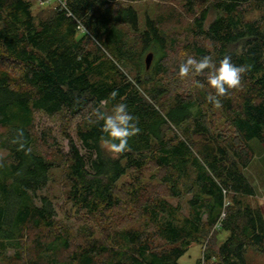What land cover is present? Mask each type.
Listing matches in <instances>:
<instances>
[{"label":"trees","instance_id":"1","mask_svg":"<svg viewBox=\"0 0 264 264\" xmlns=\"http://www.w3.org/2000/svg\"><path fill=\"white\" fill-rule=\"evenodd\" d=\"M64 1L0 0V264H180L195 244L197 264H264L244 172L264 143V0ZM188 56L249 70L214 104L207 69L179 78ZM117 103L141 130L118 156L90 122ZM59 169L57 205L41 191Z\"/></svg>","mask_w":264,"mask_h":264},{"label":"clouds","instance_id":"2","mask_svg":"<svg viewBox=\"0 0 264 264\" xmlns=\"http://www.w3.org/2000/svg\"><path fill=\"white\" fill-rule=\"evenodd\" d=\"M206 69L208 70V84L215 90L214 94L209 95L208 99L214 104H219L220 98L228 96L230 90L241 87L243 75L249 70V67L234 65L229 56H225L220 61L219 67L216 66L211 56H203L199 59L188 56L179 65L178 76L183 80L193 74H203ZM118 94V90H113L110 93V98L115 100ZM101 107H103V104ZM94 115L96 119L90 122L103 121L101 131L107 134L104 144L110 152L117 156L129 149L128 140L141 131L138 127V121L128 111L125 103L115 104L111 114L104 113L97 108Z\"/></svg>","mask_w":264,"mask_h":264},{"label":"rangeland","instance_id":"3","mask_svg":"<svg viewBox=\"0 0 264 264\" xmlns=\"http://www.w3.org/2000/svg\"><path fill=\"white\" fill-rule=\"evenodd\" d=\"M33 4L32 10L33 12L44 11L49 8L54 7L57 4L56 0H49V1H42V0H30ZM156 2H160L159 0H150L148 4L141 2L138 6L141 8V13L144 11L145 8L152 12L153 8L155 7ZM187 19V18H186ZM184 26H187L186 21H182L181 24L178 25L177 30L179 32L183 31ZM45 124L53 125L54 123L50 122L47 119H43ZM56 127V126H55ZM62 144L65 146L66 140L62 139ZM251 146L254 150V158L244 170L246 176L249 178L251 183L253 184L256 194L253 198H251L252 203L255 205L258 204L264 212V143L259 142L258 140H252ZM3 152L0 151V155ZM62 182H64V178L62 177L61 169L55 170L53 172V178L50 181L46 190L41 191L47 192L53 200L56 202L57 205H60L63 201L62 194H61V187ZM227 235L226 232L222 231L219 234L218 241L221 242L225 236ZM201 255V249L198 244L192 245L188 251L179 258L180 264H197L196 260ZM250 260L253 264H263V260L260 255L249 252L248 254Z\"/></svg>","mask_w":264,"mask_h":264},{"label":"water","instance_id":"4","mask_svg":"<svg viewBox=\"0 0 264 264\" xmlns=\"http://www.w3.org/2000/svg\"><path fill=\"white\" fill-rule=\"evenodd\" d=\"M151 58H152V54L151 53H148L145 57V62H146V66H149V63L151 61Z\"/></svg>","mask_w":264,"mask_h":264},{"label":"built area","instance_id":"5","mask_svg":"<svg viewBox=\"0 0 264 264\" xmlns=\"http://www.w3.org/2000/svg\"><path fill=\"white\" fill-rule=\"evenodd\" d=\"M42 1H43V0H42ZM46 1H49V0H46ZM56 1H57L58 5L64 6V4H65V1H64V0H56ZM215 227H219V223H217V224L215 225Z\"/></svg>","mask_w":264,"mask_h":264}]
</instances>
